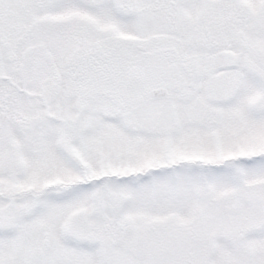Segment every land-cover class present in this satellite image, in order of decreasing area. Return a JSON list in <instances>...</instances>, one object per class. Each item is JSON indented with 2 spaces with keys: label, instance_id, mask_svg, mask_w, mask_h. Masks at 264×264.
I'll return each mask as SVG.
<instances>
[{
  "label": "snow or ice",
  "instance_id": "obj_1",
  "mask_svg": "<svg viewBox=\"0 0 264 264\" xmlns=\"http://www.w3.org/2000/svg\"><path fill=\"white\" fill-rule=\"evenodd\" d=\"M0 264H264V0H0Z\"/></svg>",
  "mask_w": 264,
  "mask_h": 264
}]
</instances>
